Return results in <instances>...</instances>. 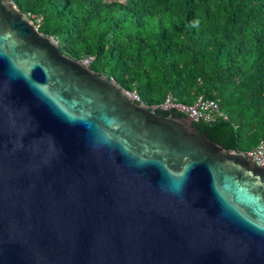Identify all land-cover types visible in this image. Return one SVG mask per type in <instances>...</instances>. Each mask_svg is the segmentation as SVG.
Listing matches in <instances>:
<instances>
[{
  "label": "water",
  "instance_id": "1",
  "mask_svg": "<svg viewBox=\"0 0 264 264\" xmlns=\"http://www.w3.org/2000/svg\"><path fill=\"white\" fill-rule=\"evenodd\" d=\"M158 111L0 0V264H264V167Z\"/></svg>",
  "mask_w": 264,
  "mask_h": 264
},
{
  "label": "trees",
  "instance_id": "2",
  "mask_svg": "<svg viewBox=\"0 0 264 264\" xmlns=\"http://www.w3.org/2000/svg\"><path fill=\"white\" fill-rule=\"evenodd\" d=\"M76 60L149 106L171 93L219 102L224 117L193 123L228 150L264 140V0H13ZM158 114L181 116L158 111Z\"/></svg>",
  "mask_w": 264,
  "mask_h": 264
},
{
  "label": "built area",
  "instance_id": "3",
  "mask_svg": "<svg viewBox=\"0 0 264 264\" xmlns=\"http://www.w3.org/2000/svg\"><path fill=\"white\" fill-rule=\"evenodd\" d=\"M13 5L17 7L13 0H10ZM32 19L35 18L34 15L28 14ZM37 26L41 24V19L37 18L35 21ZM95 60L94 57H89L81 60V62L86 66L90 67ZM130 97L137 103H142L140 96L136 92H129ZM153 108H158L163 112H169L170 110L178 111L188 118H190L193 122H204L211 123L217 118L224 117L221 112L219 102L214 99H208L205 95H200L197 100L192 104L188 105L182 102H179L174 95L171 93L166 97V99L157 105L151 106ZM251 160L256 163L258 166L264 167V140H262L253 150L246 153Z\"/></svg>",
  "mask_w": 264,
  "mask_h": 264
}]
</instances>
